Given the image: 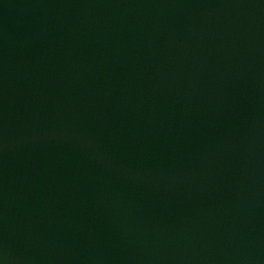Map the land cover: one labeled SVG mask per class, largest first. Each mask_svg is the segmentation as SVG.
Segmentation results:
<instances>
[{"label":"water","instance_id":"95a60500","mask_svg":"<svg viewBox=\"0 0 264 264\" xmlns=\"http://www.w3.org/2000/svg\"><path fill=\"white\" fill-rule=\"evenodd\" d=\"M0 264H264V0H0Z\"/></svg>","mask_w":264,"mask_h":264}]
</instances>
